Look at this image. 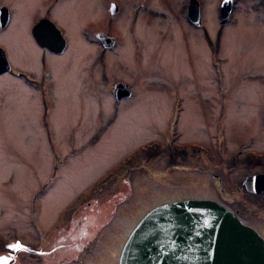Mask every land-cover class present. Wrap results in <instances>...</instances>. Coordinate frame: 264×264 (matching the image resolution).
<instances>
[{"label":"rangeland","instance_id":"rangeland-1","mask_svg":"<svg viewBox=\"0 0 264 264\" xmlns=\"http://www.w3.org/2000/svg\"><path fill=\"white\" fill-rule=\"evenodd\" d=\"M56 1L70 7L71 21L62 14L57 21L73 34L61 54L34 53L26 33L34 0L11 3L0 35L9 47L7 35L23 31L29 52L15 56L10 48V58L45 81L40 102L37 81L32 87L0 75V250L60 238L44 234L38 242L27 218L34 197L45 221L63 210L53 229L90 224L96 243L89 264H115L130 229L163 202L207 197L254 219L246 207L257 195L235 185L264 165V1L232 0L221 23V0H198L194 25L185 19L188 0H118L114 13L109 1ZM108 19L111 46L91 30L81 38V29ZM117 81L130 93L114 99ZM48 223L42 233L53 230Z\"/></svg>","mask_w":264,"mask_h":264},{"label":"water","instance_id":"water-1","mask_svg":"<svg viewBox=\"0 0 264 264\" xmlns=\"http://www.w3.org/2000/svg\"><path fill=\"white\" fill-rule=\"evenodd\" d=\"M229 4L230 0L220 1L219 22L227 18ZM110 10H115L114 2ZM186 15L199 23L197 0H188ZM42 20L33 31L38 32ZM45 34L36 36L49 50L60 51L64 43L58 30L47 28ZM100 35L109 45L112 37ZM7 67L0 48V71ZM111 93L117 99L127 96L130 89L117 81ZM242 184L250 191L264 190V171L245 175ZM118 264H264V239L215 199H177L157 204L141 216L122 245Z\"/></svg>","mask_w":264,"mask_h":264},{"label":"flooded vegetation","instance_id":"flooded-vegetation-1","mask_svg":"<svg viewBox=\"0 0 264 264\" xmlns=\"http://www.w3.org/2000/svg\"><path fill=\"white\" fill-rule=\"evenodd\" d=\"M14 1L15 0H0V35L2 34V31H4V29L10 25V20H11L12 13H13V6L11 5V3ZM39 1L40 0H34L33 2L34 4H32V6L29 7L30 20L26 24V33L28 35V38L33 44V46L36 48V51L34 53L37 56H45L47 53L61 54L63 51L67 49L68 40L70 37H72L70 35H73V34L69 33V35L67 36L63 28V24H60L57 21V17L58 15L62 14L63 18H65L67 21H71V18L69 19L66 13V10H69L70 7L60 6V3H57L56 0H49L46 4H44V1H40V2ZM101 2H103V4H106V2H108L107 5H109L112 2L115 3V10L111 11V13L116 12L118 10L117 7L120 8V2H118V0H101ZM186 3L187 1L184 4V9H186L185 8ZM231 6H232V0H230L228 14L231 10ZM81 8L82 7L80 8L78 7L74 9L75 11H77ZM200 12H201L200 2L198 1V14H200ZM228 14H227V18L225 19V21L228 19ZM217 17H218V14H217ZM43 18H47V19L42 20ZM185 19L188 24L194 25L192 22H190L188 18L185 17ZM38 20H42L39 22L38 24L39 26L37 27L39 33L36 32L35 29L33 31V28H34L33 26L38 22ZM109 21L110 20L108 19L104 23V26L102 27H100L98 23H94L91 26H89L87 29H81L80 31V35L82 34L81 38H85L84 35L87 34L85 33L86 30L88 31L91 30L93 32V35L97 39L98 43L101 44V46H104V39L101 38L100 34H105L106 36L112 37V41L110 42L108 47L111 46L114 43V39L116 38L114 37L113 33H111V31H107V29L111 28ZM14 28H15V25L12 26V29ZM47 28L48 29L56 28L59 34L62 36L64 45L60 51L49 50V48L46 45L41 43L42 38H38V36H36V34L37 35L39 34L41 37L46 35L45 31L47 30ZM19 30H20V25H19ZM21 33L23 34V31L21 32L12 31L11 37L9 36V34L7 35V39L10 42L12 41L9 47L8 46L5 47L3 40L0 39V47L3 49L6 55V59L8 61V67L4 70H1L0 75L8 74L9 76L13 78H16V77L20 78L22 81H26L27 84L31 85L32 87L34 86V83L37 81V89L39 92L37 99H40V102H45V95H44V91L42 90V87L43 86L45 87L44 77H39L38 75V79L35 80L37 75L33 78L32 73L30 72V69L28 68L25 69L22 66L13 63L12 59L10 58L12 51L13 53H15V56H19L21 51L25 53L27 52V54L29 52L28 51L29 43L27 41L23 43L21 41L23 37H21L22 39L19 38V35ZM2 38L4 37L2 36ZM10 48H12V51H10L11 50ZM103 49L105 48L99 47L98 50L101 53ZM44 63L45 62L43 61V62H40L39 64L44 65ZM167 147H170V145H167ZM256 163L260 164L261 162L260 160H258L256 161ZM263 171H264V165L260 169L248 170L245 173H243V175L240 177L238 186L235 185L236 189L238 190L242 189L244 193L247 192L252 195H257V198L254 196L251 202H249L248 207H246L247 211L254 217V219L250 221H244L240 215L239 208H234V210H231V211L238 217V219L241 222L251 226L264 239V190L260 189V190L252 192V191H249L242 184V180L245 175L251 174V173H260ZM75 200H77V198H74V201ZM30 204L37 206V208L31 207L29 209V215L27 218H28V221L30 222V225L32 226V228H34V231H36V234L39 236L38 242L41 243L42 241H44L42 240L45 237L44 234H47V235L49 234L50 238H52L54 234L58 235L59 233L60 238L58 240L51 239V241H47L48 244L46 245V247H42L39 244L34 245L32 242H28V241H19L14 245L9 244V243L7 245L6 243H4L5 244L4 248L0 250V264H79L80 260H82V264H89L87 262V259H88L89 254L95 252L94 245L96 243V241L92 238L94 236L95 231L90 232L92 231L93 228L91 229L88 228L90 224H87L86 226H83V225L79 226L78 222H75L74 224L69 225V228L65 226L67 230L64 233H62V230H61L63 229L64 226L60 229H53L52 228L53 221L55 220L63 221L64 220V216L62 215L63 210H61L59 211L60 216L58 218H55V212L51 214V216L46 218V221L49 222L48 223L49 228L53 230L50 232L47 231L46 233H42L43 223L46 222L42 217L45 215V209L42 207V202L40 201L39 197L36 198V200L34 197ZM71 207L77 210L80 208V203L77 201L73 202L71 204ZM35 209L37 210L36 212H35ZM70 210H72V208ZM79 211H81V209ZM56 212L58 211L56 210ZM102 224H100L99 227ZM46 240L47 239H45V241ZM1 242L2 241H0V243ZM123 243L124 241L122 242V244L120 245L117 251L115 264H118L119 253L121 251ZM20 253H23V256H17ZM85 258H86V262L84 261Z\"/></svg>","mask_w":264,"mask_h":264},{"label":"trees","instance_id":"trees-1","mask_svg":"<svg viewBox=\"0 0 264 264\" xmlns=\"http://www.w3.org/2000/svg\"><path fill=\"white\" fill-rule=\"evenodd\" d=\"M183 148V147H182ZM256 156V157H255ZM260 155H255V154H251V153H247V157L248 159H251V158H254V159H257L259 158Z\"/></svg>","mask_w":264,"mask_h":264}]
</instances>
